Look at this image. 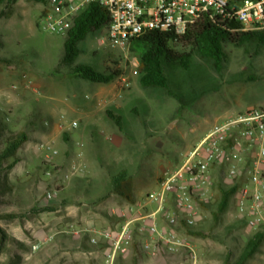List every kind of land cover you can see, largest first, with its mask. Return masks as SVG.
Masks as SVG:
<instances>
[{"label":"rangeland","instance_id":"374dc122","mask_svg":"<svg viewBox=\"0 0 264 264\" xmlns=\"http://www.w3.org/2000/svg\"><path fill=\"white\" fill-rule=\"evenodd\" d=\"M2 9L0 56H16L17 62L0 60V120L7 134L25 132L30 140L18 150L20 162L4 172L0 228L7 239L0 249V264L97 262L98 256L92 258L101 252L90 255L75 249L76 240L92 244L88 233L75 235L71 226L117 227L124 213H133L146 203V194L181 163L215 122L264 105V48L254 53L250 47L228 45L221 70L213 60L194 55L188 70L166 69L169 89L143 87L139 73L134 72L138 71L139 53L103 43L104 28L91 32L79 44L75 64L92 65L100 71L121 70L130 82L122 88L120 78L97 84L72 75V66H62L61 74L55 71L65 36L43 29L42 3L18 0L8 8L0 3ZM87 100H93L95 107L86 108ZM108 110L122 116L123 131ZM46 143L59 154L46 159L49 152L42 146ZM45 161L61 169L53 171ZM75 164L78 171L73 173ZM121 171L130 177L133 200L112 191L111 179ZM65 173L70 174L68 179ZM224 179L223 170L213 172L212 198L202 205L203 222L183 230L202 264L235 263L247 241L264 231V226H247L237 212L236 194L227 211L219 219L214 217L220 186H239V182ZM49 190H58V194L47 200ZM46 205L54 209L43 210ZM36 244L40 246L34 249ZM134 248L135 252L120 257L116 264H179L178 257H153L139 246ZM246 264H264V242Z\"/></svg>","mask_w":264,"mask_h":264},{"label":"built area","instance_id":"2783aa9c","mask_svg":"<svg viewBox=\"0 0 264 264\" xmlns=\"http://www.w3.org/2000/svg\"><path fill=\"white\" fill-rule=\"evenodd\" d=\"M94 3L104 7L109 16L102 42L125 52L131 49L132 38L147 30L182 35L199 18L215 19L231 8L230 0H46L39 17L41 25L51 33L65 35L75 18ZM232 10L244 30H264V0H244ZM120 86H130L125 75L120 77ZM42 146L49 152L46 159L59 154L50 143ZM73 169V173L78 171V166L73 165ZM217 169L223 170L226 182H239L236 208L247 226H264V106L215 122L184 154L181 163L167 171L159 185L146 194V203L133 213H124L125 218L117 227L71 226V231L75 235L86 232L92 245H104L103 264H116L120 257L133 251L136 243L142 252L153 257L166 254L178 257L179 264H202L183 230L203 222L202 205L211 201L213 172ZM46 174L52 175V170ZM69 177V173L64 174L65 179ZM57 194L58 190H49L45 197L50 200Z\"/></svg>","mask_w":264,"mask_h":264},{"label":"trees","instance_id":"16d2710c","mask_svg":"<svg viewBox=\"0 0 264 264\" xmlns=\"http://www.w3.org/2000/svg\"><path fill=\"white\" fill-rule=\"evenodd\" d=\"M38 3H45L46 0H31ZM244 0H230L231 8L226 13L215 19L203 16L193 22L187 31L182 35L174 34L171 31H161L159 29L147 30L144 33L135 36L130 42L131 49L139 53L140 63L138 73L140 75V83L143 87H161L170 88V81L166 74L169 67H180L188 70L191 67L192 58L197 55L203 59L213 60L218 70L222 69L223 64L227 61L228 54L226 47L234 45L236 47H250L254 53L264 48V30L258 32H249L244 30L241 23L236 19L232 10L237 8ZM18 0H0L5 7H11ZM5 15V9L0 12V18ZM109 22V16L104 7L99 4H91L84 10L71 25V28L64 35L63 53L59 62L55 66L56 72H62V66H72L70 73L75 77L90 81L92 83L109 84L123 75L119 69H108L100 71L92 65L75 64L80 55L79 44L84 41L88 34L96 32L102 28H106ZM3 42L0 40V48ZM0 60L15 63L17 57L12 58L1 57ZM108 116L123 131L122 116L116 114L112 110L107 111ZM30 140L25 133L13 132L7 134V127L0 120V192L2 182L4 181V172L12 170L16 164L20 162L17 155L18 150ZM3 145V146H1ZM44 164L53 171L61 168L57 165L44 162ZM112 191L116 194L133 200L131 196L130 177L127 172L121 171L114 175L111 179ZM238 185L231 187L220 186V201L214 212V217L225 213L229 207L232 197L238 190ZM1 195V193H0ZM43 210H52L54 206L46 205ZM14 217L15 214L9 215ZM195 228V227H194ZM192 233L198 234L199 231L190 230ZM2 248L7 239L6 232L0 228ZM264 242V231L255 233L246 243L245 249L239 259L233 264H246L260 249ZM136 247L139 245L136 243ZM104 245L88 246L83 242H75V249L84 251L93 248H103ZM135 252V248L134 251Z\"/></svg>","mask_w":264,"mask_h":264},{"label":"crops","instance_id":"0c3cea01","mask_svg":"<svg viewBox=\"0 0 264 264\" xmlns=\"http://www.w3.org/2000/svg\"><path fill=\"white\" fill-rule=\"evenodd\" d=\"M62 72H60L59 74H61ZM58 84H60V82H57ZM97 84H99V83H97ZM61 84L59 85V87L61 88ZM87 97H89L88 95H87ZM101 102V101H100ZM264 104V103H263ZM262 106H264V105H262ZM79 107H80V105H79ZM86 108H93V107H95V102L93 101V100H87V102H86V106H85ZM83 137V136H82ZM84 142H82V144H83ZM80 145H81V142H80ZM80 151V150H79ZM82 152V151H81ZM123 221V220H122ZM122 221H120L118 224H121L122 223ZM92 247H94L93 245H92ZM98 248H93L92 250H89V251H85V253H89L90 255H95V253H97V252H101L100 254H102V257L100 256V254H98V255H96L95 257L93 256V260L94 259H96L97 260V256L99 257V259L97 260V262H91V264H103L104 263V254H105V249L104 248H101V250L100 251H98L97 250ZM75 251H77V250H75ZM133 251H134V249H133ZM132 251V252H133ZM95 260V261H96ZM118 261V260H117ZM116 261V262H117ZM75 261L73 260V259H71L70 260V262H69V264H77V263H74ZM88 264V263H87Z\"/></svg>","mask_w":264,"mask_h":264}]
</instances>
